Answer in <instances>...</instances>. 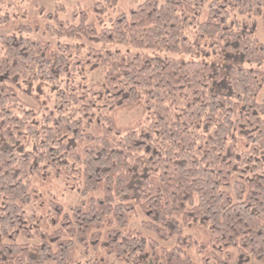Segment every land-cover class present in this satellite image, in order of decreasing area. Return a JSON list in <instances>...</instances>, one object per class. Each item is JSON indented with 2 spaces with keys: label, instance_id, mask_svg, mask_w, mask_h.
<instances>
[{
  "label": "trees",
  "instance_id": "trees-1",
  "mask_svg": "<svg viewBox=\"0 0 264 264\" xmlns=\"http://www.w3.org/2000/svg\"><path fill=\"white\" fill-rule=\"evenodd\" d=\"M119 2L0 36V264L264 263V0Z\"/></svg>",
  "mask_w": 264,
  "mask_h": 264
},
{
  "label": "rangeland",
  "instance_id": "rangeland-1",
  "mask_svg": "<svg viewBox=\"0 0 264 264\" xmlns=\"http://www.w3.org/2000/svg\"><path fill=\"white\" fill-rule=\"evenodd\" d=\"M137 0H120V7L127 11L135 7ZM96 0H0V11L6 12L11 17V24L8 27L0 28V36L14 34L15 29L20 25H30V26H39L40 32L34 33L31 37L39 40H50L48 35L42 34V26L48 24L46 15L58 11L59 18L71 25H77L79 18H76L78 14L75 15V11H85L95 16V12L92 11V7ZM112 15L109 13L107 18L101 15V19L105 21ZM257 39L264 45V28L262 27L261 22H257ZM82 44L86 47H95L101 48V45L92 43L88 40H83ZM258 70L264 71V63L258 68ZM102 73L98 70L95 72L88 73V83L94 85L102 81ZM44 95H50L48 87H46ZM34 97H37L40 102L45 103V99L41 96H38L36 92H33V97H27L21 95L23 101L31 106H36V100ZM264 100V89L259 96V101ZM118 123L120 126H126L132 124L139 119H141V110H135L132 112L122 111L116 115ZM80 185H78L77 180H72L71 178H59L55 179L50 187L46 188L45 191V200H54L57 203L63 205L65 208L75 206L81 200L80 196ZM231 192V188L228 189ZM142 221V215L140 212L137 213L136 219L131 223V227L134 229L140 230V224ZM37 239L32 241H26L20 239V243H29L30 245L36 244ZM80 259L83 264H95L97 262L96 253L91 252L89 254H84L83 251L79 254ZM197 264H201L200 257L193 253ZM106 264H119L114 257H109L106 259ZM231 264H237L233 261ZM247 264H264L251 260Z\"/></svg>",
  "mask_w": 264,
  "mask_h": 264
}]
</instances>
